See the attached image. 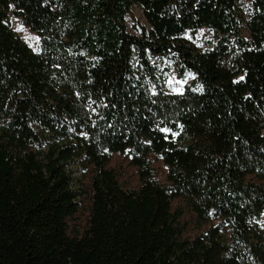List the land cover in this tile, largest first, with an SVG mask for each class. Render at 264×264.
Instances as JSON below:
<instances>
[{"label": "trees", "instance_id": "16d2710c", "mask_svg": "<svg viewBox=\"0 0 264 264\" xmlns=\"http://www.w3.org/2000/svg\"><path fill=\"white\" fill-rule=\"evenodd\" d=\"M263 216L264 0H0V264H264Z\"/></svg>", "mask_w": 264, "mask_h": 264}, {"label": "rangeland", "instance_id": "374dc122", "mask_svg": "<svg viewBox=\"0 0 264 264\" xmlns=\"http://www.w3.org/2000/svg\"><path fill=\"white\" fill-rule=\"evenodd\" d=\"M128 23L130 26H133L134 23H139L140 25H146V21L143 16L142 10L138 8H134L132 14L129 16ZM12 24L14 27V30L17 32L19 37L26 42L33 50L39 49L40 41L34 39L35 37H38L35 33H33L27 26H25L21 20L19 19H13ZM186 37L191 40L195 45L205 48L209 45L210 41L213 39V33L206 29H201L195 33H189L186 35ZM195 76L193 74L188 73L184 79H180L175 73H170L169 80H172V85H170L167 82V90L169 93L177 94L173 92V87H179L182 92H184L185 87L189 85L193 80ZM168 80V81H169ZM185 81V83L181 85H176L175 81ZM114 166L122 172L123 179H133L134 178V170L130 167H128L127 164H125L120 159H115ZM159 170L161 171V174L163 176V169L159 166ZM74 176L76 178H80L81 171L78 169V167L74 168ZM263 222H264V216H263Z\"/></svg>", "mask_w": 264, "mask_h": 264}, {"label": "snow or ice", "instance_id": "6c2138e0", "mask_svg": "<svg viewBox=\"0 0 264 264\" xmlns=\"http://www.w3.org/2000/svg\"><path fill=\"white\" fill-rule=\"evenodd\" d=\"M10 7H11V5H10ZM34 39H36L38 41L39 40V37H35ZM34 51H37V49H34ZM243 79H244L243 76L240 77V80H243ZM168 83L170 85H172V80L170 79L168 81ZM175 83H176V85H181V84L185 83V81L177 80V81H175ZM172 90H173V92H175L177 94H181V95L183 94L182 93V90L179 87H173ZM105 107H107V105H105ZM158 128H159V131L161 133H164L165 134V136H164L165 139H168V134H171V136L173 138L176 137L177 135H179V133L172 131V129H170V128H167V127H159V126H158ZM261 227H264V225H261Z\"/></svg>", "mask_w": 264, "mask_h": 264}]
</instances>
